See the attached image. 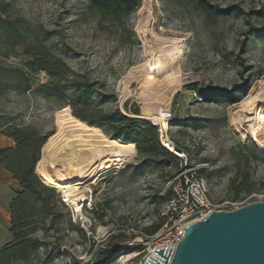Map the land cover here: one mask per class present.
Instances as JSON below:
<instances>
[{
    "label": "rangeland",
    "instance_id": "obj_1",
    "mask_svg": "<svg viewBox=\"0 0 264 264\" xmlns=\"http://www.w3.org/2000/svg\"><path fill=\"white\" fill-rule=\"evenodd\" d=\"M1 1L13 8L11 18L17 15L27 22L29 31L22 41L16 40L12 53L0 43V122L31 126L48 137L57 117L71 114L60 103L26 90L27 83L34 88L47 81L44 72L30 74L24 69L35 52L34 35L39 33L37 39L47 36L46 49L73 74L98 84L102 94L94 101L98 107L117 108L129 117L131 110L138 109V117L152 124L146 114L164 113L165 134L189 166L204 171L198 173L212 203L249 204L264 199V164L251 156L244 162L234 155L240 151L238 144L251 143L241 133L252 123L264 140V35L250 39L247 35L252 27L264 28V0H205L221 9L238 6L242 11L218 16L203 8L200 0H141L140 7L121 23L100 21L85 0ZM157 40L163 43L155 44ZM160 52L165 60L153 64ZM19 74H25L27 82ZM214 88L239 101L231 105L220 98L205 101L201 94ZM248 117L254 122L244 123ZM155 125L159 132L160 125ZM253 147L264 156V147ZM178 159L176 169L160 172L143 163L135 150L132 159L100 173L92 193L86 194L90 209L83 210L93 225L92 235L74 224L69 207L60 203L65 222L73 229L64 224L53 237L38 234L47 252H53L52 260L47 261L49 255L40 249L28 264H70L90 255L95 264H137L147 239L143 237L138 247L128 245L139 242L140 234L155 233L147 229L162 225L167 185L183 165V159ZM52 168L47 167L48 173ZM237 174L236 183L240 175L249 177L254 189L250 194L235 195L230 190ZM16 188L9 175L0 171V248L11 241L6 208ZM103 230L107 236H101Z\"/></svg>",
    "mask_w": 264,
    "mask_h": 264
},
{
    "label": "trees",
    "instance_id": "obj_2",
    "mask_svg": "<svg viewBox=\"0 0 264 264\" xmlns=\"http://www.w3.org/2000/svg\"><path fill=\"white\" fill-rule=\"evenodd\" d=\"M85 1L89 8L98 15L100 21L112 23H121L141 4V0ZM200 4L216 16L242 13L238 6L221 9L211 6L205 0H200ZM12 13L13 8L0 0V43H3L7 53H12L17 45L16 42L22 41L29 31L27 22L17 15L11 18ZM39 35V33L34 35L36 37V44L33 48L35 52L29 54L30 57L25 62L24 69L30 74L44 72L47 81L36 84L34 88H32L33 84L27 83L25 84L26 90H32L46 100L60 103L67 112L69 108L71 114L68 113V115L73 120L96 130L104 140L112 138L111 140L134 146L143 163L153 164L160 172L167 167L177 168L180 160L160 144L156 125L138 117V109L131 110L132 116L129 117L117 108L105 111L95 105V98L102 96L97 87L98 84L90 83L84 76L81 78L73 74L62 59L52 55L46 49L44 42L48 37L43 36L38 40ZM247 35L249 39L256 36L261 37L264 35V28L252 27ZM3 39H5L4 42H2ZM245 45L243 41L241 47ZM18 78L27 82L25 74H19ZM201 97L205 101L220 98L230 105L239 101V99H234L232 94L218 88L202 93ZM124 110H127L125 105ZM0 135L13 143L10 147L0 148V169L9 174L17 187L7 205L8 232L11 241L0 248V264H28L36 257L40 249H44V255H49L47 261H51L53 252H47V244L38 237V234H41L43 238L49 235L53 237L60 232L64 224H67L70 229L73 228L65 222L67 215L62 214L60 210V202L55 190L45 185L36 174V165L47 135L40 133L34 127L17 125L10 121L0 122ZM238 147L240 151L234 155L240 157L241 161L246 162L251 156L264 164V156L259 154L251 143L246 146L238 144ZM175 149L178 150L177 147ZM243 150H248L249 155ZM199 172L204 173L203 170ZM240 176L237 183L239 174L230 181V190L235 195L250 194L254 189L249 184V177L246 174ZM167 200L168 196L166 202ZM160 226H153L147 231L154 233Z\"/></svg>",
    "mask_w": 264,
    "mask_h": 264
},
{
    "label": "bare ground",
    "instance_id": "obj_3",
    "mask_svg": "<svg viewBox=\"0 0 264 264\" xmlns=\"http://www.w3.org/2000/svg\"><path fill=\"white\" fill-rule=\"evenodd\" d=\"M161 43H163L161 40L155 42V44ZM163 59L164 55L160 52L152 63H159ZM146 116L160 125V144L180 156V152L165 134L168 126L164 113L159 116L148 113ZM254 120L248 117L244 123H252ZM256 128L252 123L247 131L242 130L241 137L263 148L264 140L259 138V129ZM134 154V146L119 141L104 140L96 130L79 124L64 112L57 117L55 130L48 135L42 147L36 165V174L45 185L49 184L50 186H47L55 188L73 211L79 212L86 203L91 202L86 194L92 193L91 186L95 185L97 176L113 165H120L132 159ZM48 166H53L50 173L47 171ZM152 257L156 258V256Z\"/></svg>",
    "mask_w": 264,
    "mask_h": 264
},
{
    "label": "water",
    "instance_id": "obj_4",
    "mask_svg": "<svg viewBox=\"0 0 264 264\" xmlns=\"http://www.w3.org/2000/svg\"><path fill=\"white\" fill-rule=\"evenodd\" d=\"M171 251L155 250L146 264H264V201L211 212L189 224Z\"/></svg>",
    "mask_w": 264,
    "mask_h": 264
},
{
    "label": "built area",
    "instance_id": "obj_5",
    "mask_svg": "<svg viewBox=\"0 0 264 264\" xmlns=\"http://www.w3.org/2000/svg\"><path fill=\"white\" fill-rule=\"evenodd\" d=\"M160 135L161 132L159 130V142ZM177 157L183 159V165L180 166L167 185L168 200L165 212L162 214V225L153 235L145 236L144 234H140L139 242L136 240L128 245L130 249L131 247H138L142 244L141 239L143 237L147 239L145 244H143L145 247L144 256L137 264H146L147 258L155 256L154 252L158 249L166 250L169 248L172 249L171 253L173 254L180 241L184 238L185 228L189 224L204 219L211 212H228L247 205L237 202H223L219 205L212 203L208 196L206 183L198 173L199 167L189 166L183 154ZM59 201L61 204L69 207L72 222L78 224L87 234L92 235L93 225L83 215L84 208H90L85 205L81 208V211H73L61 194H59ZM261 201H264V199L257 202ZM107 234V230L101 232V236H107ZM70 264H95V262L90 255Z\"/></svg>",
    "mask_w": 264,
    "mask_h": 264
},
{
    "label": "crops",
    "instance_id": "obj_6",
    "mask_svg": "<svg viewBox=\"0 0 264 264\" xmlns=\"http://www.w3.org/2000/svg\"><path fill=\"white\" fill-rule=\"evenodd\" d=\"M13 145V143L9 140V139H7L6 137H4V136H1L0 135V148H5V147H10V146H12ZM0 171H2L3 173H5L6 175H9L8 173H6L5 171H3L2 169H0ZM10 177V176H9ZM13 182V181H12ZM14 183V182H13ZM17 189V188H16ZM15 189V190H16ZM14 190V191H15ZM11 196H12V194H11ZM11 198V197H10ZM10 198H9V200H10ZM9 202V201H8ZM7 205H8V203H7ZM7 209V208H6Z\"/></svg>",
    "mask_w": 264,
    "mask_h": 264
}]
</instances>
